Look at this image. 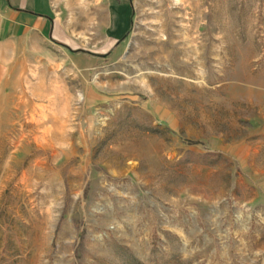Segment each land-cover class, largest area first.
I'll return each mask as SVG.
<instances>
[{
    "label": "rangeland",
    "instance_id": "1",
    "mask_svg": "<svg viewBox=\"0 0 264 264\" xmlns=\"http://www.w3.org/2000/svg\"><path fill=\"white\" fill-rule=\"evenodd\" d=\"M128 1L107 50L94 0L13 43L0 264H264V0Z\"/></svg>",
    "mask_w": 264,
    "mask_h": 264
},
{
    "label": "crops",
    "instance_id": "2",
    "mask_svg": "<svg viewBox=\"0 0 264 264\" xmlns=\"http://www.w3.org/2000/svg\"><path fill=\"white\" fill-rule=\"evenodd\" d=\"M94 1L96 4L88 17L94 19V33L104 36L101 49L107 50L129 32L130 3L128 0ZM62 2L64 0H0V88L5 87L7 81L14 42L34 37L54 48L71 51L74 40L71 24L61 16Z\"/></svg>",
    "mask_w": 264,
    "mask_h": 264
}]
</instances>
